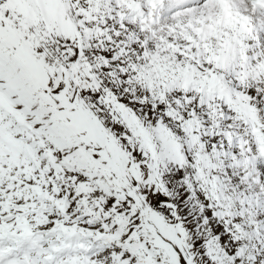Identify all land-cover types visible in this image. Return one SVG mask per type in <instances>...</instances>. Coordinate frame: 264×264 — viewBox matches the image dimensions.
<instances>
[{"label": "snow or ice", "instance_id": "1", "mask_svg": "<svg viewBox=\"0 0 264 264\" xmlns=\"http://www.w3.org/2000/svg\"><path fill=\"white\" fill-rule=\"evenodd\" d=\"M0 264H264V0H0Z\"/></svg>", "mask_w": 264, "mask_h": 264}]
</instances>
